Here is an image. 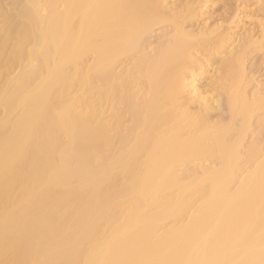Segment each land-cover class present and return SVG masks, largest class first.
I'll use <instances>...</instances> for the list:
<instances>
[{
    "label": "bare ground",
    "instance_id": "6f19581e",
    "mask_svg": "<svg viewBox=\"0 0 264 264\" xmlns=\"http://www.w3.org/2000/svg\"><path fill=\"white\" fill-rule=\"evenodd\" d=\"M205 10L0 0V264H264V33Z\"/></svg>",
    "mask_w": 264,
    "mask_h": 264
},
{
    "label": "rangeland",
    "instance_id": "374dc122",
    "mask_svg": "<svg viewBox=\"0 0 264 264\" xmlns=\"http://www.w3.org/2000/svg\"><path fill=\"white\" fill-rule=\"evenodd\" d=\"M202 1L204 2V5L206 7V10H205L206 12H203L205 14L203 15L202 19L209 27L221 25L220 30H222L223 28H227L228 25H230V27H234L235 25L233 26V23L231 21L233 20V18L237 20L239 17L240 18V19H238L239 21L234 20V22H239L238 24L240 25V28L241 27L245 28V26L247 25V27L245 29H248L250 27L248 29V31H251L252 30L251 28H253V30L251 31L252 33L257 34V29H259L257 35L261 34V32L264 33L263 32L264 27L262 28V26H264V0H211V1L210 0H205V1L202 0ZM235 13H237L236 18L234 17ZM244 17L246 19H244ZM242 21L244 22L245 26L243 25ZM248 21H250V23L252 25H250V23ZM228 22H230V23H228ZM199 23L202 24L203 22H201L199 20ZM257 23H259L260 25ZM241 24H242V26H241ZM257 26H258V28H257ZM237 27H239V26H237ZM260 27H261V29H260ZM240 28H237L236 31L237 32L241 31V33H242V31L245 29L243 28V30H242ZM253 31H255V32H253ZM262 48H264V47H262ZM262 48H261V50H263ZM263 51H259L260 54L257 52L258 53V54L256 53L257 55L254 53V55H252V57L253 56L254 57L251 58V60H249L251 62L248 61L249 62L248 67L252 66V67L248 68V71L251 69L255 74L254 77L257 76L258 77L257 80H259V81L261 80L260 81L261 83H264V63H263L264 57H261L262 54L264 56ZM261 52H262V54H261ZM248 62H247V65H248ZM250 63H251V65H250ZM252 71H251V73H253ZM204 80H202V83ZM203 84H205V83H203Z\"/></svg>",
    "mask_w": 264,
    "mask_h": 264
}]
</instances>
